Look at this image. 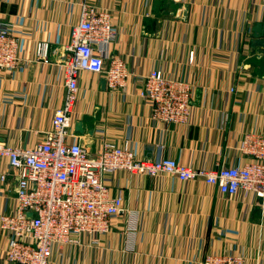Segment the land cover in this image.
Returning a JSON list of instances; mask_svg holds the SVG:
<instances>
[{"label":"crops","instance_id":"obj_1","mask_svg":"<svg viewBox=\"0 0 264 264\" xmlns=\"http://www.w3.org/2000/svg\"><path fill=\"white\" fill-rule=\"evenodd\" d=\"M82 3L110 12L118 34L111 53L128 77L124 88L110 89L102 74L81 72L73 117L85 132L72 139L92 150L102 141L127 144L137 158L171 157L193 168L247 160L238 144L246 133L264 134V52L252 46L264 0H0V29L13 25L20 59L0 75V143L31 147L51 128L65 94L64 46ZM38 41L49 45L47 61L36 56ZM151 69L190 86L187 124L151 118L138 93ZM6 167L0 156V173ZM105 181L127 212L105 233L53 246L49 264H199L219 252L264 264V198L168 175L118 172ZM15 186L11 174L0 179V214L12 209ZM6 243L0 230V263Z\"/></svg>","mask_w":264,"mask_h":264},{"label":"built area","instance_id":"obj_2","mask_svg":"<svg viewBox=\"0 0 264 264\" xmlns=\"http://www.w3.org/2000/svg\"><path fill=\"white\" fill-rule=\"evenodd\" d=\"M13 29L8 23L0 29V75L13 71L20 61ZM117 37L108 10L82 3L79 20L70 28L64 46L65 94L51 128L31 147L0 143V156L7 160L0 179L5 181L11 174L16 180L12 209L0 214V230L7 238L0 264H49L53 246L78 244L82 237L107 232L111 220L127 212L121 193L112 194L105 181L106 176L118 172L168 175L182 182L201 179L225 195L264 198V134L244 135L238 144L247 156L243 164L213 169L193 168L171 157L140 159L127 144L110 141H102L92 150L87 143L72 139L81 72L102 74L110 89L126 85L128 71L123 60L111 53ZM48 49L46 41H38L37 58L47 61ZM138 93L150 105L152 119L172 124L190 121L191 88L186 82L151 69L142 76ZM134 230V224H129V233ZM198 263L246 261L242 254L219 252L204 254Z\"/></svg>","mask_w":264,"mask_h":264},{"label":"water","instance_id":"obj_3","mask_svg":"<svg viewBox=\"0 0 264 264\" xmlns=\"http://www.w3.org/2000/svg\"><path fill=\"white\" fill-rule=\"evenodd\" d=\"M264 34V25L257 23L254 27H253V35H254V40L252 42V46H259L263 48V52H264V39L261 38V36ZM105 80L102 81V85L104 87L105 84ZM74 131L78 134H84L85 130L82 126V122L81 121H77L74 124ZM88 135L92 134V130H89L87 132ZM30 215V213H29Z\"/></svg>","mask_w":264,"mask_h":264}]
</instances>
